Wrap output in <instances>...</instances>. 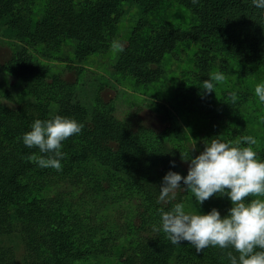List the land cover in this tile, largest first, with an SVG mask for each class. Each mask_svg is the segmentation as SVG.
<instances>
[{
  "label": "rangeland",
  "instance_id": "1",
  "mask_svg": "<svg viewBox=\"0 0 264 264\" xmlns=\"http://www.w3.org/2000/svg\"><path fill=\"white\" fill-rule=\"evenodd\" d=\"M103 1L107 0H0V106L10 110L33 100L32 92L26 93L2 70L12 56L22 54L45 68L47 81L58 78L73 83L77 98L86 103L98 98L112 105L117 118L129 117L157 134L171 157L176 156L175 167L169 171L186 176L188 161L182 159L199 155L203 143L211 138L234 144L242 136H252L260 159L264 153V103L254 89L264 82V67L239 56L220 36L205 41L179 36L198 24L192 0H115L94 10ZM88 14L86 20L96 39L89 43L67 38L51 28L58 18L66 16L77 22ZM157 37L161 40L156 41ZM154 39L161 45V57L149 64L150 68L157 64L158 72L146 79L129 70L127 65L133 60L126 57L129 53L132 58L146 54ZM113 41H120L124 51L114 52ZM217 70L226 80L215 86L214 93L205 94L202 82ZM230 93L236 94L235 103ZM192 140L197 142L195 151H191ZM150 172L159 189L166 174L160 173L158 166ZM65 189L67 184L62 181L32 186L25 194V203L40 198L47 204L43 203L41 210L27 207L5 214L6 222L0 224V256L11 254V264H54L47 247L53 231L50 221L57 210L49 200ZM177 193L184 194L181 203L186 211L207 214L215 208L222 215L231 207L227 197L213 196L198 205L190 192ZM136 204L131 199L121 208L129 221L124 227L122 219L114 218L122 223V238L110 257L71 264L134 262L125 255L127 243L134 239L129 224ZM102 214L112 215V211L107 209ZM176 246L184 252L188 242ZM176 253L177 249L163 264H175Z\"/></svg>",
  "mask_w": 264,
  "mask_h": 264
},
{
  "label": "trees",
  "instance_id": "2",
  "mask_svg": "<svg viewBox=\"0 0 264 264\" xmlns=\"http://www.w3.org/2000/svg\"><path fill=\"white\" fill-rule=\"evenodd\" d=\"M114 1H103L94 10ZM193 12L198 24L179 36L203 41L220 36L239 56L264 67V20L252 0H198ZM63 18L51 25L52 29L57 28V34L80 42L96 40L86 20L89 14L80 16L77 22ZM156 41L146 54L134 58L128 54L126 58L133 60L127 65L129 70L146 79L158 72L157 64L149 67L161 57L162 48ZM2 70L26 93L32 92L33 100H25L10 110L0 106V224H5L9 211L27 207L41 210L42 204H47L46 199L40 198L25 203V194L33 185L62 181L67 189L58 191L49 200L57 210L50 221L53 231L47 247L54 264L110 257L122 238V223L114 218L122 219L123 227L129 222L120 210L131 199L138 204L129 224L134 239L132 244L127 243L125 255V259L134 262L129 260L127 264H163L176 249L175 264H229L224 250L208 247L197 253L188 244L183 252L163 232L153 231V226L158 227L160 222L158 210H169L175 203H181L184 195L177 193L176 199L167 204L158 202L159 189L150 169L158 166L159 172L166 174L176 156L171 157L157 134L129 117L117 118L112 105L98 98L88 103L77 98L73 83L58 78L47 81L45 68L27 56H12ZM55 115L75 119L84 126L80 134L63 142L65 157L61 160V171L40 168L27 160V156L38 154V149L27 148L20 139L35 120ZM260 159L264 160V153ZM107 209L112 215L102 214ZM226 214L224 211L221 217ZM0 259H3L0 264H11V254H3Z\"/></svg>",
  "mask_w": 264,
  "mask_h": 264
},
{
  "label": "clouds",
  "instance_id": "3",
  "mask_svg": "<svg viewBox=\"0 0 264 264\" xmlns=\"http://www.w3.org/2000/svg\"><path fill=\"white\" fill-rule=\"evenodd\" d=\"M252 4L261 10L264 20V0H252ZM111 47L117 53L124 51L120 41H113ZM225 80L224 73L217 70L202 82V90L214 93L215 86ZM254 92L264 103V82L257 84ZM229 98L233 103L237 100L235 93H230ZM83 127L75 119L60 115L35 120L20 139L27 148L38 149V154L26 159L40 168L61 171L63 142L80 134ZM192 141L191 151H195L197 142ZM256 143L252 136H242L234 144L211 138L203 143L199 155L182 159L188 161L187 175L167 172L159 186L158 202L170 203L176 199L177 191L183 190L190 192L198 205L220 196L227 197L231 207L221 217L215 208L201 214L186 211L184 203H175L167 211L158 210L160 222L153 231L163 232L174 245L186 241L197 253L208 247L224 250L229 264H264V160L258 159L254 151Z\"/></svg>",
  "mask_w": 264,
  "mask_h": 264
}]
</instances>
